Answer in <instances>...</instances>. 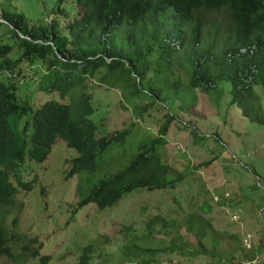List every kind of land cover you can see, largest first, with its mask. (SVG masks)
I'll return each instance as SVG.
<instances>
[{"label":"trees","instance_id":"1","mask_svg":"<svg viewBox=\"0 0 264 264\" xmlns=\"http://www.w3.org/2000/svg\"><path fill=\"white\" fill-rule=\"evenodd\" d=\"M63 4L64 0H58L54 8L57 19L37 24L11 8L1 10L5 23L0 25L8 29L0 36V75L17 68L16 76H20L22 64L39 71L34 66L40 62L44 76L52 78L48 94H57L58 98L34 107L28 100H18L13 80L9 79L8 85L0 84V210L13 207L21 191L33 189L31 182H23L18 176V168L26 161L44 162L58 140L79 154L66 161L67 180L95 173L103 167L100 156L112 145L124 146L133 127L102 136L89 122L95 113L90 83L100 72H104L100 82L125 80L131 74L145 77L151 72L159 74L158 78L163 71L159 64L166 63L168 68L177 65L185 70L186 81L175 80L172 73V82L167 79L165 84L173 85L172 89L167 93L158 90L159 98L165 96L174 106L181 102V107L185 104L191 112L196 108L191 90L211 97L221 85L230 84V104L239 103L242 115L264 128L262 106L255 104L259 101L255 89L264 90V0H75L77 16L62 27L63 20L58 17H67ZM204 13H226L230 19L227 32L207 28ZM5 38L10 42H3ZM151 54L159 62L156 68L149 60ZM185 86L188 89L184 96L180 91ZM190 97L188 106L186 100ZM149 108L138 113L136 120ZM175 108L176 112L180 110L178 105ZM177 119V115L163 112L155 137L138 142L126 169L88 186L86 191L80 180L76 192L81 201L74 206L72 215L90 204L105 212L120 205L126 195L143 190L175 191L171 200L178 215L152 216L145 225L143 245L132 239L120 257L101 255L87 246L76 264H165L162 259L168 264L175 259L178 264H256L257 258L264 257V232H258L259 244L254 247L253 241L248 249L244 236L249 233L241 238L231 228H216L214 208L209 202L185 209L182 191L183 187L192 188L187 177L194 175L193 168L187 173L174 171L171 165L161 163L157 152V146L167 144L169 130ZM235 208H227V217L237 226L240 223ZM5 224L1 217L0 257L18 264L14 247L23 244L24 237L11 232ZM31 242L36 239L23 246L25 257L32 250ZM38 256L36 251L34 257ZM50 262V256H43L39 264Z\"/></svg>","mask_w":264,"mask_h":264},{"label":"rangeland","instance_id":"2","mask_svg":"<svg viewBox=\"0 0 264 264\" xmlns=\"http://www.w3.org/2000/svg\"><path fill=\"white\" fill-rule=\"evenodd\" d=\"M57 2L0 0V23H3L2 8L25 14L32 24L49 22L57 19L53 13ZM63 8L67 17H58L63 20L62 27L77 16L75 0H64ZM202 19L207 28L218 27L221 34L227 32L230 26L226 13H204ZM7 29L5 25H0V36ZM3 42L10 41L5 38ZM152 54L149 60L156 68L159 62ZM174 59L177 60V57ZM37 65L33 66L39 71L22 64L20 76H16L17 68L12 73L0 75V84L8 85L9 79L13 80L18 100H28L34 107L58 98L57 94H48L47 86L52 78L44 76L42 63L38 62ZM161 67L163 71L158 78L156 76L159 74L151 72L145 77L131 74L125 80L111 78L100 82V77L104 75V72H100L90 83L95 113L89 122L97 132L108 136L133 127L124 146L112 145L107 153L99 157L103 164L101 169L67 180L69 168L66 161L77 158L79 154L62 140H58L44 162L26 161L18 168V176L23 182H31L33 189L28 193L21 191L13 207L0 210V218L3 217L5 226L24 237V243L14 247L18 264H39L43 256L52 258L50 264H76L87 246H92L101 255L120 257L132 239V242L143 245L141 240L146 234L145 225L152 216L178 215V208L171 200L175 191L145 190L126 195L120 205L105 212L90 204L72 215L74 206L81 201L76 192L80 180L86 191L88 186L126 169L135 155L138 142L155 137L159 130V118L165 111L177 115L178 119L169 130L167 144L157 146V152L161 163L171 165L174 171L187 173L193 168L194 175L187 177L188 181L193 182L192 188L183 187L182 191V197L187 202L185 209L192 210L194 204L198 206L209 202L214 208L212 218L217 229L231 228L241 238L249 233L253 236L254 247L259 244L258 232H264V128L245 118L239 103L230 104V84L221 85L211 97L191 90L190 94L196 100L195 110L190 112L185 104L181 107V102H176L175 106L178 105L180 109L176 112L174 102L166 101L165 96L159 98L156 92L162 89L167 93L172 89L173 85H165L167 79L172 82V73L175 80L180 78L185 82L186 72L177 65L168 68L166 63L162 66L159 64V69ZM187 89V86L183 87L181 95ZM255 92L259 97L255 104L262 106L264 114V90L256 88ZM191 102V97L186 100L188 106ZM123 106L128 109H123ZM133 107L136 109L132 110ZM146 107L150 108L136 120L138 113ZM182 125L190 129H184ZM132 141L134 144H131ZM254 186L256 190L252 189ZM188 191L191 193L188 194ZM186 193L188 198L184 195ZM231 201L233 203L230 204ZM181 204L185 202L181 201ZM232 206L238 210L240 224L237 226L228 219L227 208ZM34 239L36 242H31L32 250L25 257L26 247L23 246ZM36 251H39L38 257H34ZM162 261L168 264V260ZM255 262L264 264V257L257 258ZM0 264L14 263L0 257ZM172 264H178V261L175 259Z\"/></svg>","mask_w":264,"mask_h":264},{"label":"built area","instance_id":"3","mask_svg":"<svg viewBox=\"0 0 264 264\" xmlns=\"http://www.w3.org/2000/svg\"><path fill=\"white\" fill-rule=\"evenodd\" d=\"M234 220L236 221V219L234 218ZM252 242H253V237L250 234H247L244 236V244L248 249L252 248ZM255 263V262H254ZM249 264V263H247Z\"/></svg>","mask_w":264,"mask_h":264},{"label":"water","instance_id":"4","mask_svg":"<svg viewBox=\"0 0 264 264\" xmlns=\"http://www.w3.org/2000/svg\"><path fill=\"white\" fill-rule=\"evenodd\" d=\"M1 19V18H0ZM1 22H3V23H5V20H3V18H2V21Z\"/></svg>","mask_w":264,"mask_h":264}]
</instances>
